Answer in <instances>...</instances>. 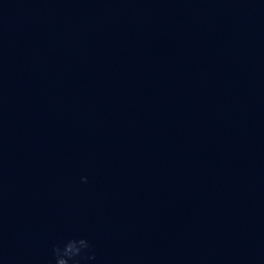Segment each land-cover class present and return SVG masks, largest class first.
Wrapping results in <instances>:
<instances>
[{
  "label": "water",
  "instance_id": "water-1",
  "mask_svg": "<svg viewBox=\"0 0 264 264\" xmlns=\"http://www.w3.org/2000/svg\"><path fill=\"white\" fill-rule=\"evenodd\" d=\"M73 237L264 264V0H0V264Z\"/></svg>",
  "mask_w": 264,
  "mask_h": 264
},
{
  "label": "clouds",
  "instance_id": "clouds-1",
  "mask_svg": "<svg viewBox=\"0 0 264 264\" xmlns=\"http://www.w3.org/2000/svg\"><path fill=\"white\" fill-rule=\"evenodd\" d=\"M87 182L88 177L81 178ZM93 245L86 237L71 238L63 244H55L52 249L53 264H81L82 259H95Z\"/></svg>",
  "mask_w": 264,
  "mask_h": 264
}]
</instances>
